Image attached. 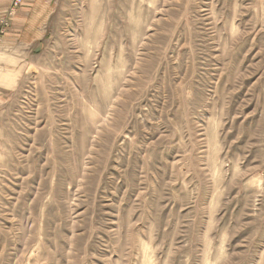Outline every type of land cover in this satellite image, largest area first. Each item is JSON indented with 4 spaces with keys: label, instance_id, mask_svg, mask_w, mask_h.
Listing matches in <instances>:
<instances>
[{
    "label": "rangeland",
    "instance_id": "1",
    "mask_svg": "<svg viewBox=\"0 0 264 264\" xmlns=\"http://www.w3.org/2000/svg\"><path fill=\"white\" fill-rule=\"evenodd\" d=\"M51 14L0 90V264H264V0Z\"/></svg>",
    "mask_w": 264,
    "mask_h": 264
},
{
    "label": "crops",
    "instance_id": "2",
    "mask_svg": "<svg viewBox=\"0 0 264 264\" xmlns=\"http://www.w3.org/2000/svg\"><path fill=\"white\" fill-rule=\"evenodd\" d=\"M12 0H0V16L6 14ZM56 0H23L10 24L0 31V90H13L18 73L30 56L40 49L46 25ZM1 29V28H0Z\"/></svg>",
    "mask_w": 264,
    "mask_h": 264
},
{
    "label": "built area",
    "instance_id": "3",
    "mask_svg": "<svg viewBox=\"0 0 264 264\" xmlns=\"http://www.w3.org/2000/svg\"><path fill=\"white\" fill-rule=\"evenodd\" d=\"M23 0H12L11 2V6H10V9L8 11V14L6 16V18L4 19H1L0 22L2 24V29H1V34H4L5 32V29L8 27L9 25V22L7 21V19L14 15L17 8L20 7V5L22 4Z\"/></svg>",
    "mask_w": 264,
    "mask_h": 264
}]
</instances>
